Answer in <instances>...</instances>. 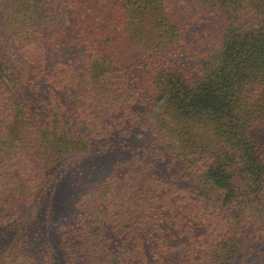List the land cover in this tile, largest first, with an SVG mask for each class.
<instances>
[{
	"label": "trees",
	"instance_id": "16d2710c",
	"mask_svg": "<svg viewBox=\"0 0 264 264\" xmlns=\"http://www.w3.org/2000/svg\"><path fill=\"white\" fill-rule=\"evenodd\" d=\"M0 264H264V0H0Z\"/></svg>",
	"mask_w": 264,
	"mask_h": 264
}]
</instances>
